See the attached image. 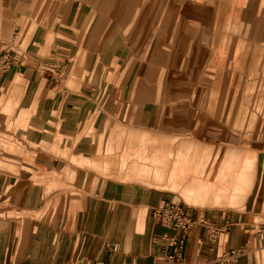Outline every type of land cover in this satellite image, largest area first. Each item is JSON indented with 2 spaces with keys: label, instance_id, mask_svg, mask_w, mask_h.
<instances>
[{
  "label": "crops",
  "instance_id": "crops-1",
  "mask_svg": "<svg viewBox=\"0 0 264 264\" xmlns=\"http://www.w3.org/2000/svg\"><path fill=\"white\" fill-rule=\"evenodd\" d=\"M22 43L0 264H163L171 199L230 224L195 225L183 260L264 264V0H0V49Z\"/></svg>",
  "mask_w": 264,
  "mask_h": 264
},
{
  "label": "built area",
  "instance_id": "built-area-1",
  "mask_svg": "<svg viewBox=\"0 0 264 264\" xmlns=\"http://www.w3.org/2000/svg\"><path fill=\"white\" fill-rule=\"evenodd\" d=\"M28 54L21 47L19 49H0V73H6L13 66L23 65L28 59ZM153 215L158 224L173 230V234L165 237L160 257L163 264H189L182 259V249L184 247L185 234L195 225H207L212 242H216L220 233L229 229L230 224L218 226L205 217L194 216L183 202L179 200H168L164 204L156 206ZM221 264H236L238 252L230 250L221 256Z\"/></svg>",
  "mask_w": 264,
  "mask_h": 264
},
{
  "label": "rangeland",
  "instance_id": "rangeland-1",
  "mask_svg": "<svg viewBox=\"0 0 264 264\" xmlns=\"http://www.w3.org/2000/svg\"><path fill=\"white\" fill-rule=\"evenodd\" d=\"M14 42H16V39L14 40ZM21 48L23 49V50H25L26 49V45L24 44V43H22V45H21ZM228 169V168H227ZM232 170V167H229V170ZM225 187H226V193L228 194L229 192H228V189H227V184H225ZM165 243V241H161V244L163 245Z\"/></svg>",
  "mask_w": 264,
  "mask_h": 264
},
{
  "label": "bare ground",
  "instance_id": "bare-ground-1",
  "mask_svg": "<svg viewBox=\"0 0 264 264\" xmlns=\"http://www.w3.org/2000/svg\"><path fill=\"white\" fill-rule=\"evenodd\" d=\"M231 170V169H230ZM223 173H224V171H223ZM222 178V177H221Z\"/></svg>",
  "mask_w": 264,
  "mask_h": 264
}]
</instances>
